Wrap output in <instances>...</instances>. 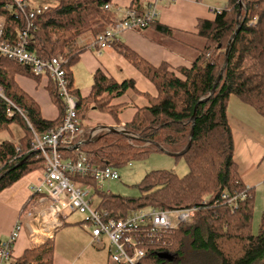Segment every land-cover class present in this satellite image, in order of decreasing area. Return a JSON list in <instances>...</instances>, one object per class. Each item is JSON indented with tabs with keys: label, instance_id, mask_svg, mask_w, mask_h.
<instances>
[{
	"label": "trees",
	"instance_id": "16d2710c",
	"mask_svg": "<svg viewBox=\"0 0 264 264\" xmlns=\"http://www.w3.org/2000/svg\"><path fill=\"white\" fill-rule=\"evenodd\" d=\"M53 1V6L39 7L40 12H34L27 49L41 59L58 55L66 58L64 68L70 91L77 99L79 119L93 104L100 111L113 113L118 122L116 108L110 101L133 88V80L117 82L98 70L93 74L90 94L82 97L71 86L69 70L83 49L74 44L75 39L86 32L96 37L112 22V14L103 8L111 0ZM36 8L28 4L21 12L14 0H0L3 17L0 38L14 41L18 31L26 26L25 15ZM238 25L229 46L228 62L213 94L199 102L209 95L224 63L227 43ZM140 30L161 46L187 51L190 64L173 68L162 62L154 66L113 40L114 47L153 83L156 94L149 95L147 104L138 107L132 119L123 124L137 138L105 131L81 143L79 149L86 153L91 164L116 168L159 150L154 142L168 152H180L190 142L182 154L188 172L180 177L170 170H152L137 184L136 197L104 192L89 177L73 174L69 175L71 181L92 185V194L98 199L95 206L113 217L133 210L196 206L189 221L173 230L160 231L150 240L143 239L141 264H264V212L254 235L250 230L254 192L253 188L245 189L239 179L227 120L231 96L264 118V0H227L226 7L215 12L214 19L199 20L195 32L173 29L157 20L146 23ZM15 75L38 78L29 67L0 54V131L9 129L12 123L23 130L15 142H0V192L24 175L43 168L42 156L31 149L33 133L41 135L56 128L64 114L63 100L50 79L49 92L59 111L54 120L42 117L39 105L19 87ZM59 152L63 159L77 155L73 147H61ZM243 190H247L248 196L239 198L236 206L220 196L223 192ZM53 251V240L49 238L26 249L14 258L13 264H51ZM160 252H168L172 258H160Z\"/></svg>",
	"mask_w": 264,
	"mask_h": 264
},
{
	"label": "crops",
	"instance_id": "0c3cea01",
	"mask_svg": "<svg viewBox=\"0 0 264 264\" xmlns=\"http://www.w3.org/2000/svg\"><path fill=\"white\" fill-rule=\"evenodd\" d=\"M151 1L153 0H111L110 3L114 7H129L143 12ZM226 4L227 0H158L156 20L173 29L195 32L199 20L214 19V10L225 8ZM94 39L92 33H83L75 39L74 44L83 49L69 68L72 88L78 90L82 97L88 96L93 74L98 70L117 82L131 79L134 87L110 101L116 108L118 122L113 113L100 111L89 104L80 119L85 132L97 127L101 128L100 131L106 130L102 126L123 127V124L132 119L138 107L147 104V97L156 94L153 83L114 47V41L97 49L91 47ZM115 41L154 66L166 62L175 68L180 65L188 66L191 62L187 51L180 52L161 46L145 36L140 28L123 31ZM15 81L37 102L43 118H58L59 111L50 95L47 76L34 79L15 75ZM227 120L233 135V157L238 166L239 179L248 188H253L255 205L259 202L264 208V131L260 127L261 124L264 125V118L251 106L231 96L227 105ZM22 135L23 133L17 139ZM42 173V169L34 170L0 192V241L7 237L19 216L24 223L13 245L12 257L17 258L26 249L52 238L54 251L51 264H113L109 261V244L93 242L90 229L80 218L68 221L66 214H60L59 225L53 224L48 231L31 234L28 225L32 224V218L26 216L25 212L29 209L46 210L48 204L46 201L39 203V196L31 192V187L40 181Z\"/></svg>",
	"mask_w": 264,
	"mask_h": 264
},
{
	"label": "built area",
	"instance_id": "2783aa9c",
	"mask_svg": "<svg viewBox=\"0 0 264 264\" xmlns=\"http://www.w3.org/2000/svg\"><path fill=\"white\" fill-rule=\"evenodd\" d=\"M157 1H151L143 12L105 3L103 8L112 14V22L95 37L91 47L98 49L109 45L123 31L138 29L156 20ZM14 2L21 12H24L29 4L27 0H14ZM220 10L214 11L219 13ZM34 12L39 13V7L35 11L29 10L25 15L26 26L18 31L14 41L8 42L0 38V54L29 67L36 76H47L54 83L57 95L64 103V114L56 128L48 129L41 135L33 133L31 149L42 156L43 173L40 181L31 187V192L39 196V203L46 201L48 204H46V210L45 208L35 211L29 209L25 212L26 216L32 218V224L28 227L31 234L48 231L53 224L56 226L61 223L58 217L64 214V210L78 212L85 215L82 220L90 229L93 242L103 245V237L106 238L110 246L109 261L111 263L141 264L144 257L143 239L150 240L157 237L160 231L173 230L179 224L189 221L194 216L196 206L181 209L133 210L123 216L113 217L108 211L97 208L93 203L92 185H81L71 181L69 175L73 174L89 177L98 188V184L102 181L116 179L119 176L116 168L111 165L101 167L91 164L86 153L79 149V146L75 148L77 150L75 158L63 159L61 156L59 152L61 147H73L82 142L83 138L92 140L101 128L97 127L83 137L86 133L78 116L77 99L70 91L64 68L66 58L58 55L41 59L27 49ZM247 188L246 186L245 189ZM220 196L226 199L227 203L236 206L237 200L246 198L248 193L247 190L232 194L223 192ZM23 225V220L19 216L7 237L0 241V264H13L14 258L11 251Z\"/></svg>",
	"mask_w": 264,
	"mask_h": 264
},
{
	"label": "rangeland",
	"instance_id": "374dc122",
	"mask_svg": "<svg viewBox=\"0 0 264 264\" xmlns=\"http://www.w3.org/2000/svg\"><path fill=\"white\" fill-rule=\"evenodd\" d=\"M33 7H51L55 4L53 0H28ZM3 17L0 16V23L2 22ZM85 34L90 33L86 32ZM261 129L264 131V125H260ZM106 130L97 132L96 135L105 132ZM23 133L22 128L16 124L12 123L9 126V129L0 131V142L2 140H11L15 141ZM86 136L88 135L87 131L85 132ZM134 135V134H133ZM147 144V143H146ZM264 159V158H263ZM264 166V160L262 162V167ZM261 167V168H262ZM170 170L174 172L177 176H183L188 172V166L182 155L172 156L168 155L161 150L151 151L144 158L140 159H131L124 163L121 166L116 167L118 172V178L116 179H106L98 184V188L104 192L119 194L124 197H136L139 195V190L137 184L145 176L146 173L152 170ZM92 193V190H90ZM97 197L94 196L93 203H97ZM264 212V208L261 206V203H254L253 215L251 221V233L257 234L258 226L260 222V215ZM64 214L67 215V220L71 221L75 218L84 219L85 215H82L78 212H70L68 209L64 210ZM172 218V215L170 216ZM173 220V219H172ZM174 221V220H173ZM37 233V232H36ZM104 242L107 243L106 238L103 237ZM96 245V244H94Z\"/></svg>",
	"mask_w": 264,
	"mask_h": 264
},
{
	"label": "water",
	"instance_id": "95a60500",
	"mask_svg": "<svg viewBox=\"0 0 264 264\" xmlns=\"http://www.w3.org/2000/svg\"><path fill=\"white\" fill-rule=\"evenodd\" d=\"M240 5H241V3H240ZM239 12H240V8H239V10H238V14H239ZM239 27H240V26L238 25L237 28L235 29V31L233 32V34L231 35V37H230L228 43H227V46H226V49H225V60H224V63H223V65H222V67H221V69H220V71H219V74H218V76H217V79L215 80V82H214V84H213V86H212V88H211V90H210L209 95H208L207 97H205V98L200 99L199 102H202V101L207 100L208 97H209L210 95L213 94V92H214V90H215V86H216V84H217V82H218V80H219V78H220V76H221V74H222V72H223V70H224V68H225V66H226V64H227V62H228V51H229V46H230L231 40L235 37V35H236V33H237ZM193 121H194V116H192V125H193ZM102 127H103L104 129H106L107 132H115V133H119V134L125 135L128 139L137 138L135 135L128 133L124 128L119 129L118 127H114V126H102ZM191 134H192V130H191ZM88 141H90L89 138L86 139V140H84V141H82V142H80V143L75 144V145L73 146V148H76V147H78L81 143H86V142H88ZM153 144H154L159 150H161L162 152H164V153H166V154H168V155H172V156H179V155L184 154L185 151H186V150L188 149V147L190 146V142H189V143L187 144V146H186L182 151H180V152H168V151H166L163 147H161L159 144H157V143H155V142H154ZM0 177H1V176H0ZM158 256H159L160 258H164V259H168V260H170V259L172 258V255H171L170 253H168V252H160V253L158 254Z\"/></svg>",
	"mask_w": 264,
	"mask_h": 264
}]
</instances>
